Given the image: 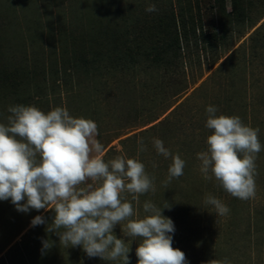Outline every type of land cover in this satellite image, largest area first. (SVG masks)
Returning <instances> with one entry per match:
<instances>
[{
  "label": "trees",
  "instance_id": "obj_1",
  "mask_svg": "<svg viewBox=\"0 0 264 264\" xmlns=\"http://www.w3.org/2000/svg\"><path fill=\"white\" fill-rule=\"evenodd\" d=\"M33 4L46 11L57 9L52 26L45 28L33 19L24 28L16 17L21 2H0L11 14L0 17V101L29 106L60 98L72 117L97 124L98 141L104 147L124 134L118 131L107 136L111 129L102 119L103 106L109 110L112 106L117 115L122 112L130 120L143 118L139 126L146 129L120 140V156L137 159L150 177L166 180L172 160L157 153L153 139L158 138L173 155H180L185 168L169 185L139 196L135 208L139 218L147 199L161 209L170 206L162 214L176 220L180 216L193 220V205L209 192L221 199L223 188L215 178L204 179L197 153L207 150L206 139L212 132L205 126L208 106H215L217 115L239 116L244 124L253 125L247 91L235 90L233 75L227 88L223 85V68L232 55L195 90L215 80L213 100L196 109L186 108L187 99L176 104L204 77V72L192 77L196 64L214 68L233 48L231 40L245 38L264 20V13L258 11L264 0H209V4L200 0H64L60 4L33 0ZM149 4H155L158 11L146 12ZM76 101H82L83 107H77ZM111 110L107 117L116 116ZM141 138L144 151L137 143ZM116 151L111 148L103 160L107 162ZM192 173L200 182L188 188L184 183ZM43 212L36 210L32 218ZM52 215L50 209L43 218Z\"/></svg>",
  "mask_w": 264,
  "mask_h": 264
},
{
  "label": "clouds",
  "instance_id": "obj_2",
  "mask_svg": "<svg viewBox=\"0 0 264 264\" xmlns=\"http://www.w3.org/2000/svg\"><path fill=\"white\" fill-rule=\"evenodd\" d=\"M145 11L158 9L149 4ZM217 111L215 106L206 108L205 126L212 132L206 139L207 150L197 153L200 172L205 180L215 178L232 197L255 198L260 130L244 124L239 116L217 115ZM8 112L7 124L0 123V201L10 199L24 213L54 210L46 231L55 232L65 247H82L90 258L130 264V245L113 234L115 226L123 224L124 236L141 239L135 249L137 264H187L185 253L173 247L174 223L162 214L170 206L161 209L146 201V215L133 218V205L122 195L129 193L138 203L140 195L155 192V178L137 159L117 156L105 162L100 155L104 145L95 139L98 126L93 120L74 118L65 107L45 113L36 106L15 105ZM137 143L144 151L143 139ZM153 145L158 154L172 160L166 186L184 174L185 161L173 155L162 140L154 138ZM89 179L100 181L99 186L80 187ZM204 204L213 206L219 216L230 212L211 194ZM45 223L42 216L31 221L32 226ZM42 244L43 250L53 246L49 240ZM207 264L231 262L211 259Z\"/></svg>",
  "mask_w": 264,
  "mask_h": 264
},
{
  "label": "rangeland",
  "instance_id": "obj_3",
  "mask_svg": "<svg viewBox=\"0 0 264 264\" xmlns=\"http://www.w3.org/2000/svg\"><path fill=\"white\" fill-rule=\"evenodd\" d=\"M3 0H0V2ZM64 0H57L59 4ZM202 3L209 4V0H200ZM22 5L18 6L17 20L18 24L25 28L26 22L33 19H39L43 23V27L52 26L58 18L57 9L51 11L38 9L33 4V0H16ZM229 7V5H228ZM8 9L0 7V17H9ZM259 15L264 13V6L259 8ZM207 20V19H206ZM205 20V22H207ZM263 25V26H262ZM18 29H21L19 26ZM262 26L260 33L250 39L254 31ZM10 33V32H9ZM252 40V41H251ZM259 40L257 43L256 41ZM7 42L9 40H6ZM229 53L223 58L214 68L208 69L205 63L200 68L198 64L194 66L192 77L199 76L204 72V77L192 85L189 91L176 104L179 105L188 100L186 108L196 109L205 102H210L216 96L217 82L215 80L208 81L202 90L195 93V90L201 87L202 83L207 81V78L226 58L231 56L223 68V85H229L230 76L235 78V90L244 89L247 91V104L250 108L249 119L252 121L253 128H259L258 138L262 145V150L256 159L255 177L256 195L255 198L249 200H240L232 197L223 190V196L220 199L229 209L230 212L226 216L216 214L215 208L211 205H205V196L198 199L193 205L194 210L191 212L195 218L188 219L180 216L178 220L171 219L174 223L175 231L173 236V247L183 251L187 258V264H207L211 259L223 260L227 258L231 264H264V20H262L256 28L251 30L245 38L241 40H231ZM12 48H18L14 43ZM82 101L74 103L77 107H83ZM138 107L142 103L136 101ZM64 101L57 98L48 103L32 104L45 113L55 107H64ZM10 103L0 101V123L7 124V116L10 115L8 108ZM76 107V109H77ZM106 107V106H105ZM104 106L101 109L102 119L108 122L106 128L111 129L107 136H112L116 132L121 131L124 135L119 140L114 141L107 147H104L101 158L103 159L107 152L115 147L116 152H113L108 161L120 156L118 151H121L120 140L132 136L144 129H140V124L143 118L136 120L128 119L122 112L118 115L115 109L110 110L116 116L107 117L109 108ZM111 114V113H110ZM166 114L162 119H164ZM148 128V127H147ZM108 130V129H107ZM98 140V136L95 137ZM165 179H160L157 175L154 179L155 187L162 189L165 187ZM200 181L196 178V174H188V188ZM91 184L93 188L98 187L100 181L88 180L85 184L80 185L82 188H87ZM169 185V183L167 184ZM166 185V186H167ZM209 186H205L208 191ZM209 192V191H208ZM209 192L208 194H211ZM127 202L132 203L134 212L136 213V201L132 200V195L129 193L122 194ZM212 195V194H211ZM213 196V195H212ZM146 201L152 202L151 199ZM145 201V202H146ZM234 203V204H233ZM36 210L30 209V213L17 212L11 200L0 201V264H122L120 259L115 261H103L99 257H88L82 247H65L59 242V237L55 232H47V225L52 223L54 215L45 219V224L32 226L31 220ZM44 212L40 216H44ZM55 214V213H54ZM145 212L140 216L143 218ZM164 215V214H163ZM133 218H137L136 216ZM123 223H126L123 222ZM119 224L113 229V234L117 238L125 240L130 245L129 259L137 260L135 249L141 242L139 237L128 238L124 236ZM59 231H64L60 229ZM134 239V240H133ZM43 240H49L53 246L50 249L43 250ZM54 242V243H53Z\"/></svg>",
  "mask_w": 264,
  "mask_h": 264
}]
</instances>
